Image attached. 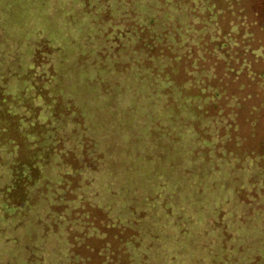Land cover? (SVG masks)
I'll list each match as a JSON object with an SVG mask.
<instances>
[{
  "label": "trees",
  "instance_id": "16d2710c",
  "mask_svg": "<svg viewBox=\"0 0 264 264\" xmlns=\"http://www.w3.org/2000/svg\"><path fill=\"white\" fill-rule=\"evenodd\" d=\"M254 1L33 0L34 10L51 16V22L45 24L38 14L25 24L34 22L32 31L0 42V264H202L211 257L207 224L225 237L228 215L205 191L213 186H204L213 163L205 159L194 173L186 164L192 157L183 153L186 157L166 171L164 164L170 166L172 159L159 150L156 136L177 128L180 115L170 111L172 103L193 99L203 109L191 110L198 120L209 116L211 107L223 112L222 104L232 105L234 116L217 133L223 147L234 132L240 139L239 128L242 139L255 138L264 113V82L256 79L264 71L257 69L254 55L264 43L256 44L251 25L242 28L243 40L242 33L228 31L244 26L247 9L257 15ZM29 3L21 1L22 7ZM227 12L234 14L229 23ZM1 18L0 12V36ZM195 73L204 74L211 86L196 77L197 91L190 95L184 89L193 85ZM116 77L131 83L126 97L118 92L122 82ZM129 95L119 119L112 113L116 123L101 124L106 110L101 103L116 109L120 104L112 102L125 104ZM209 97L217 100L207 110ZM187 127L180 128L182 140L192 137L195 152L204 147V156L212 154L200 124ZM260 154L264 130L247 157ZM131 158L158 169L141 174L132 169ZM257 174L245 179L248 187L242 185V208L251 205L256 215L264 214ZM131 183L151 185L147 194L130 196ZM121 227L131 234L117 232ZM85 236L102 239L84 244ZM199 237L204 239L198 243ZM217 239L224 252L236 237ZM115 240L127 250L123 263L108 262ZM255 244L261 254L252 264H264V236Z\"/></svg>",
  "mask_w": 264,
  "mask_h": 264
},
{
  "label": "rangeland",
  "instance_id": "374dc122",
  "mask_svg": "<svg viewBox=\"0 0 264 264\" xmlns=\"http://www.w3.org/2000/svg\"><path fill=\"white\" fill-rule=\"evenodd\" d=\"M2 0H0L1 2ZM14 2L11 6H4L0 5V12L2 15L1 21H2V27L4 29V32L0 36V42H4L6 40V37L10 38H20L24 33L27 31H32L35 28V24L30 23V25H26V22L30 19H34L38 14H41V18L47 24L48 22H51L52 17L46 14H43L42 11H35L33 8V0H30L31 7H28L26 4H23L22 7L21 1H27V0H12ZM35 2V1H34ZM231 5H233L232 10L238 8V4L236 2H231ZM249 4L247 5V7ZM246 7V8H247ZM251 7H256L257 15H254L253 13H249L250 10L247 9V18L242 19L244 22V26H238L229 28L228 31H231L234 36H238L242 33V40L247 38V35L245 34V31L247 26H252L255 34V42L258 44V42L261 41V43H264V0H255L251 3ZM231 10V11H232ZM252 10V9H251ZM229 15L227 16L228 23L231 19L234 18V14L232 12H227ZM33 21V20H32ZM256 21V23H255ZM50 27H52L50 24H48ZM230 25V24H229ZM263 26V29L261 27ZM227 27V25H226ZM232 27V26H231ZM242 28L243 31H242ZM211 32L213 34H216L218 32V29L216 28H210ZM258 30V31H257ZM60 33V32H59ZM219 35L217 34V37ZM240 41L239 39H237ZM7 41V40H6ZM233 40L228 41V43H232ZM262 43V44H263ZM242 45V44H241ZM233 48V45L229 46V50ZM240 51L242 52V47H240ZM220 56V55H219ZM221 58V57H220ZM254 59L258 60L256 63V67L259 71H264V50L260 49L258 52L255 53ZM215 61V60H214ZM235 62V61H234ZM235 64V63H234ZM226 66L227 63H225ZM215 66V65H214ZM218 72V70L216 71ZM261 73V72H260ZM197 77L198 80H204L206 82L209 81L205 77L204 74H196L192 77L193 85L190 87H186L184 90H187L190 95H193L196 93L195 89V80ZM116 79L122 82V86L119 89L118 92L122 91L124 97L127 96V90L131 87V83L127 82L122 77H116ZM245 84L248 86L250 81L246 78L244 79ZM257 81H263L264 77H260L259 79H256ZM218 81H215L213 85L217 86ZM200 87H203L204 85L201 83H198ZM263 83L259 85V88L262 87ZM210 85V84H209ZM258 85V83H257ZM211 86V85H210ZM224 86V85H223ZM117 92V93H118ZM205 95L209 96V92L206 89L204 91ZM119 95V94H118ZM216 98H208V100H205L204 102L207 105V110L209 109V104L211 102L216 103ZM112 102V106L116 107V109H111L108 106H106L103 102L101 103L102 107L105 110V112L102 114V116L99 118L100 123H116L115 120H111L112 113H114V116L119 119L120 113L122 110V106H127L130 103V95L128 96L127 100L124 102ZM260 104V103H259ZM199 103L196 100H188L184 103V105H178L177 103H172L170 106V111L174 112L176 111L177 114L180 115L177 122V128L174 130L167 131L164 135H158L156 136L157 139V145L160 151L164 150V153L166 156H170L172 161L170 162V166L166 162L164 164V168L166 171H169L170 168H172L173 165L180 162V160L183 157H186L183 153H188L189 157H192V161L190 163H186L190 165V170L194 173L198 170L196 168L202 167L203 163H207V161H211L213 163L210 166H207L206 169L213 166L212 171H209V174L211 176L210 181L207 183H204V186H207V184L212 183L213 186L205 188V191L207 192V196H209L208 201L211 203L218 202L219 205L223 206L222 210H225L228 215L225 217L226 220H224V231L226 232L225 237H223L221 231L217 229L216 231L212 232L211 228L214 229L213 225L210 226V223L207 224L208 227V236L206 238L207 243V249L210 251L208 252V255L211 257L206 258L202 264H216V262H219V260L223 259V261H220L218 264H252V260L255 259V256L257 254H261V250L259 249V246H256V242L258 238L264 236V214L257 213V215L252 212L253 207L251 205L245 206L242 208V199L244 198V193L242 194V185L246 186L245 179L248 178L251 174H254L258 172L256 177L258 178L259 185H260V192L264 193V154H260L256 157L250 155L247 157V153L254 149L255 144L258 142L259 138L262 136V131L264 130V113L262 115V121L261 125L259 126L258 132L254 136H250V134L247 135V139H242V128H239L238 136L240 139H235L237 133H232V137H230V141H227L226 145L223 147V140L219 141V138L217 137L218 131H222L224 129V125L228 123L229 118H232L233 112H231L230 108L232 105L229 104H222L220 106L221 110L223 112H220L217 108L216 110H213L211 107V112H209V116L204 115L198 120V117L195 118L192 115L191 110L194 109L195 113L198 112V110H203L198 108ZM205 106V105H203ZM261 106V104H260ZM179 107V108H177ZM184 109L185 113L181 114L180 110ZM263 110V109H262ZM264 111V110H263ZM258 113V112H257ZM161 120V119H160ZM162 121V120H161ZM200 124L201 134L203 132L209 134L210 136V144L214 141H217V144L214 145H208L209 151L212 152V154L209 153V155H203L205 148L202 147L200 151L201 152H195L194 146L197 145L195 142L196 140H192V137H189L185 135L187 138L185 141L182 140V136L179 134L180 131H182L180 128L181 126L188 125L186 130H189L191 127V124ZM119 133V132H118ZM169 133V134H168ZM200 134V135H201ZM252 134V132H251ZM183 142H185L184 145ZM207 152V151H206ZM194 155H190V154ZM131 157V155H130ZM202 157H204L202 159ZM137 159V158H136ZM206 159V160H205ZM131 160L135 161L134 167L132 169L138 170L137 172H140L141 174H144L145 171H149L152 169L153 171L158 169L157 164L153 168H146L145 165H142L139 160H134L131 158ZM121 161V160H119ZM131 162V163H129ZM126 162L127 166L132 167L133 163L132 161ZM201 164V166H200ZM257 165H260V168L257 169ZM123 166H125V162L123 163ZM121 164H118L117 167L122 168ZM196 166V168H194ZM236 168L239 173L235 172ZM201 169V168H200ZM234 172V174H232ZM151 183H145V184H139V183H131L129 184L128 190L130 191V196H143L147 193H144L146 191H149L148 186H150ZM228 187L229 190L223 189ZM119 189L115 188L114 192H117ZM213 194H212V193ZM117 194V193H116ZM264 198V194H263ZM164 199V196H163ZM136 206H139V204L133 200ZM256 207V206H255ZM260 209L264 212V205L259 206ZM243 212V216H242ZM241 216V217H240ZM131 217L128 218V220ZM216 218L208 219L206 222L216 221ZM159 221L160 218L156 217ZM118 223V222H117ZM85 229H81V234H84ZM215 230V229H214ZM121 231L124 234H131L130 229L124 230L123 227L117 230V232ZM236 237L235 245L228 246L229 243H226V251H220V247L217 242V238H221L223 242H226V237ZM257 236V240L255 243V237ZM194 237V236H193ZM192 237V239H193ZM102 237H99V240L96 241L92 237H84V240L82 241L84 244L86 243H92L96 244L100 242ZM204 238L199 237L197 242L199 243ZM118 240H115L113 245V251H115L114 255H110L108 262H114L118 261V263H123L124 261H127V250L124 248L123 245L118 244ZM215 250H218L217 253H215ZM221 252V253H220ZM214 258V259H213ZM98 264V262L96 263ZM191 264H196V262H193Z\"/></svg>",
  "mask_w": 264,
  "mask_h": 264
}]
</instances>
